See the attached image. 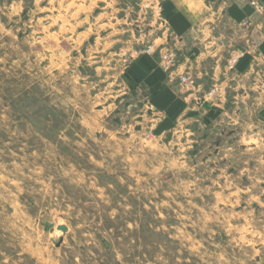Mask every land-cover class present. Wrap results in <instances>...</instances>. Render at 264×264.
I'll return each instance as SVG.
<instances>
[{"label":"rangeland","instance_id":"374dc122","mask_svg":"<svg viewBox=\"0 0 264 264\" xmlns=\"http://www.w3.org/2000/svg\"><path fill=\"white\" fill-rule=\"evenodd\" d=\"M162 2L0 0V264H264V151L124 74Z\"/></svg>","mask_w":264,"mask_h":264},{"label":"crops","instance_id":"0c3cea01","mask_svg":"<svg viewBox=\"0 0 264 264\" xmlns=\"http://www.w3.org/2000/svg\"><path fill=\"white\" fill-rule=\"evenodd\" d=\"M162 11L173 66L163 67L155 49L124 72L147 90L162 116L158 127L193 120L214 126L220 119L223 136L236 137L239 149L264 151V0H163ZM181 75L193 84L181 83Z\"/></svg>","mask_w":264,"mask_h":264},{"label":"built area","instance_id":"2783aa9c","mask_svg":"<svg viewBox=\"0 0 264 264\" xmlns=\"http://www.w3.org/2000/svg\"><path fill=\"white\" fill-rule=\"evenodd\" d=\"M255 6H256V4H255ZM153 48H154V46L148 47L145 51L146 52H152ZM174 60H175V54L173 51H168V50L162 51V50H160V63L162 64L163 67H165L166 69H170L173 66ZM180 82L185 84L186 86H188V85L193 84V79L189 75H181L180 76Z\"/></svg>","mask_w":264,"mask_h":264},{"label":"water","instance_id":"95a60500","mask_svg":"<svg viewBox=\"0 0 264 264\" xmlns=\"http://www.w3.org/2000/svg\"><path fill=\"white\" fill-rule=\"evenodd\" d=\"M57 229H59V230L62 231L63 233L65 232V228H64L63 225H59V226L57 227ZM61 240H62V238L60 237L59 240H58V244H59V242H61Z\"/></svg>","mask_w":264,"mask_h":264}]
</instances>
